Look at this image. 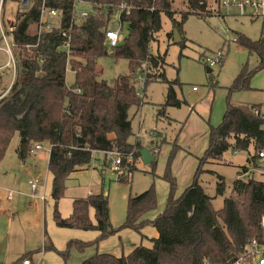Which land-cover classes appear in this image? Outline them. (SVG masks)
<instances>
[{
    "label": "trees",
    "instance_id": "obj_1",
    "mask_svg": "<svg viewBox=\"0 0 264 264\" xmlns=\"http://www.w3.org/2000/svg\"><path fill=\"white\" fill-rule=\"evenodd\" d=\"M84 1L90 6V15L76 19L68 49L66 39L57 32L44 34L38 47H28L37 40L40 0H32L29 8L17 11L12 21L4 22L6 28L11 25L16 28L13 53L17 70L8 94L0 99V161L15 135L19 137L16 153L22 161L31 155L30 150L36 144L50 145L48 169L53 176L55 224L59 228L99 233L93 242L80 243L81 249L98 247L120 229L111 224L108 198L103 194L75 200L72 215L63 218L57 206L68 181L91 167L95 152L103 153L106 159L109 152L121 153V167L127 166L129 156H140V143H129L133 135L129 111L142 103L133 84L138 76L142 74L145 83L159 81L169 85L160 114L167 107L180 108L184 104L177 98L174 86L177 82L168 81L165 73H160L165 55L150 52L151 43L162 28V16L166 15L181 34L189 16L207 17L212 13L210 0H182L187 11L179 13L180 20L173 9L175 0ZM214 3L219 5V0ZM47 4L62 11L63 27L68 30L74 13L71 0H48ZM121 5L130 7V14ZM115 15L119 16L121 29L125 25L130 37L110 46L106 31L112 29L110 23ZM168 38L172 40L173 33ZM234 42L245 47L250 55L256 54L261 61L258 69L263 67L264 32L257 41L237 33ZM108 55L128 61L130 67V74L117 77L113 87L101 79L98 69L99 59ZM68 67L75 77L71 87L65 78ZM251 75L244 69L233 87H248ZM7 88H0V96ZM258 108L228 106L221 125L211 129L209 147L199 160L193 183L179 198H175V179L170 173L165 175L170 197L164 212L149 221L158 233L157 238L151 239V247L140 244L121 257L98 254L82 264H229L247 254L253 241L264 248V179L256 180L253 176L248 180L237 179L220 210L213 207V198L199 184L205 166L224 162V154L231 149L249 154L242 176L260 171L264 178V166L260 168L258 164L262 162L258 153L264 149V117ZM119 181L126 182L128 178L120 176ZM225 192V180L217 175L216 197L225 196ZM156 207L154 187L129 197L122 228L140 230L147 224L140 222L141 218ZM91 210L95 213V223L90 217ZM44 249L67 257L65 251L56 250L48 239ZM32 256L33 253L27 252L12 264H22Z\"/></svg>",
    "mask_w": 264,
    "mask_h": 264
},
{
    "label": "rangeland",
    "instance_id": "obj_2",
    "mask_svg": "<svg viewBox=\"0 0 264 264\" xmlns=\"http://www.w3.org/2000/svg\"><path fill=\"white\" fill-rule=\"evenodd\" d=\"M18 1H6L5 22L14 19ZM214 1L209 2L212 10L209 16L191 15L185 21L180 34L183 45L174 42V39L169 40L168 34L173 33L174 27L166 15L162 16V28L151 43L152 54L165 55L160 73H165L168 81L177 82L174 85L177 98L184 104L180 108L167 107L164 114H160L166 103L169 85L159 81L145 83L141 79L142 74L133 82L142 103L129 111L133 128L129 143H140L141 148L150 153L157 149L158 152L152 154L153 162L145 164L140 156H132L130 161L127 160V166L113 171L105 155L95 152L91 167L74 174L67 183L64 197L58 205L62 216L71 213L75 200L103 194L108 198L111 224L120 230L101 241L98 247L79 248L80 243L96 240L97 233L55 225V207L47 167L50 145L41 144L42 150L28 155L23 162L16 153L19 137L15 135L4 159L0 161V263L12 264L26 252L42 250L38 255L39 264H82L98 254L121 257L128 255L133 245H140L141 242L149 245V239L156 233L149 221L164 212L170 197V184L165 175L170 173L175 179V198H179L193 183L199 160L209 147L211 129L221 125L229 105L259 107L264 117V65L258 69L261 62L258 56L250 55L245 47L234 42L237 33L253 41L260 39L264 32V8L257 17H253L251 11L241 16L234 8L223 7L224 0H219V5ZM85 9L90 12L89 7ZM173 9L178 12L176 18L180 20L179 13L187 11V5L182 0H175ZM110 26L119 31L121 42L130 37L125 25L121 29L116 15L111 19ZM219 51L224 53L225 60L221 65L210 68L209 72L205 59ZM5 59V54L0 51V64H4ZM98 69L101 79L110 87L114 86L117 77L130 74L128 61L111 55L99 59ZM244 69L252 73L248 87L236 89L233 87L235 80ZM65 78L67 85L73 86L75 77L69 67ZM1 82L3 85L6 83L3 79ZM250 152L254 154L253 150ZM248 158L247 152L235 153L231 149L224 154V162H210L205 166L206 172L200 176L199 184L213 198L216 210L222 209L237 179L248 180L252 176L256 180L264 179L260 171L242 176ZM108 159H115V156L108 155ZM258 164L260 168L263 166L260 161ZM217 175L225 180L226 192L222 197H216ZM120 176L127 177L128 181L120 182ZM35 178L40 179V184L36 193H32L27 182ZM151 187L156 191L157 207L141 218L140 222L147 224L140 230L122 228L127 217L129 197L138 196ZM8 190L18 194L11 204V211L4 213ZM91 218H94L93 214ZM45 233L58 250L66 252V258L56 251H43Z\"/></svg>",
    "mask_w": 264,
    "mask_h": 264
},
{
    "label": "built area",
    "instance_id": "obj_3",
    "mask_svg": "<svg viewBox=\"0 0 264 264\" xmlns=\"http://www.w3.org/2000/svg\"><path fill=\"white\" fill-rule=\"evenodd\" d=\"M7 0H0V51H2L7 61L4 66L1 67L7 68L12 72V82L9 88L0 96V99L6 96L14 83L16 70H17V62L13 53L14 41H13V33L15 32V26L11 25L6 28L4 22V11ZM48 0H40V6L38 11V30H37V40L33 45H29L28 47H38L42 42V36L46 33L57 32L60 36L66 39L67 43L65 47L68 49L70 47L71 41V31L74 28V23L76 19H85L89 17L90 13L88 10L82 9L83 5H87V2L84 0H71L73 4V16L71 18L70 30L65 29L63 27L64 23V15L61 10L49 7L47 4ZM32 3V0H19L18 10L19 12L24 11L29 8ZM223 7H231L234 8L238 15L245 16L249 11L253 17H257L259 12H261L264 8L263 0H224L222 1ZM121 9L126 11V14H130L131 8L126 5H121ZM16 11V12H17ZM121 13H119L120 15ZM119 18V16H118ZM106 37L110 46H116L120 41L119 31H115L113 29H109L106 31ZM224 61V53L222 51L217 52L212 57H207L205 59L208 67L213 68L215 66L221 65ZM43 147L41 144H36L31 150L30 154L35 155L36 152L41 150ZM158 152L157 149L154 150L156 154ZM109 156H115V159H108ZM259 158L261 159L264 166V149L258 153ZM132 159V156L127 158L128 161ZM123 162V155L118 152H109L107 153V163L113 171H119L121 169V165ZM38 180L30 181L31 188L35 193L37 187ZM13 192L8 191L7 200H13ZM1 210V208H0ZM22 264H32L30 260H24ZM209 264V263H208ZM229 264H264V248L260 247L256 241H253L250 245V251L241 256L239 259L231 262Z\"/></svg>",
    "mask_w": 264,
    "mask_h": 264
},
{
    "label": "crops",
    "instance_id": "obj_4",
    "mask_svg": "<svg viewBox=\"0 0 264 264\" xmlns=\"http://www.w3.org/2000/svg\"><path fill=\"white\" fill-rule=\"evenodd\" d=\"M86 7H90L88 4L87 5H83L82 6V9H84V10H87V9H85ZM6 61H7V58L5 59V62H4V64L6 63ZM4 64H0V77L3 79V81L4 82H6L4 85L2 84V82L0 83L1 85H0V88L3 86V87H8L9 88V86L11 85V82H12V72H11V70H9V69H7V68H3V69H1V67L2 66H4ZM209 69H208V71L210 72L211 70H210V67H208ZM5 79V80H4ZM7 88V89H8ZM142 149V148H141ZM42 150V149H41ZM40 151V150H39ZM37 153V152H36ZM151 154H155L154 152L153 153H151ZM49 156H50V153H49ZM139 159L140 160H142L141 159V156L139 157ZM153 160H154V157H153ZM48 161H49V158H48ZM143 161V160H142ZM23 162H25V161H23ZM153 162V161H152ZM47 167H48V162H47ZM48 172H49V176H50V185H51V194H52V181H53V176H52V174H51V172L49 171V169H48ZM81 172V171H80ZM32 180H38V183H37V187H36V191H37V188H38V185L40 184V179L39 178H35V179H30V180H28V186H30V188H31V185H30V181H32ZM47 180V179H46ZM8 191H11V192H13V200L12 201H8L7 200V198H5V201H6V204H5V208H4V213L6 212V211H11V204H12V202L14 201V198H15V196L18 194L17 192H15V191H13V190H8ZM8 191H7V193H8ZM36 191H35V193H36ZM31 192L32 193H34L33 192V190H32V188H31ZM6 196H7V194H6ZM90 196V195H89ZM51 197H52V195H51ZM53 200V199H52ZM53 202H54V200H53ZM60 203V202H59ZM74 203V202H73ZM59 205V204H58ZM1 207V206H0ZM54 207H55V202H54ZM57 209H58V206H57ZM72 212H73V204H72V210H71V213L69 214V215H67V216H62L63 218H69L71 215H72ZM2 213V208H1V210H0V214ZM60 213V212H59ZM61 214V213H60ZM91 214H93V217L95 216V213H94V210H91L90 211V217H91ZM92 219V218H91ZM53 221H54V216H53ZM92 221L95 223V217L92 219ZM55 223V222H54ZM56 225V224H55ZM57 226V225H56ZM58 227V226H57ZM64 229H66V228H64ZM156 231V230H155ZM96 232V231H95ZM97 233V237L99 236V233L98 232H96ZM45 236H46V238H45V240H44V243H43V251H45V252H47L48 250H45L44 249V246H45V242H47V239H48V242L50 243V244H52L53 246H54V244L50 241V239L47 237V235H46V233H45ZM158 237V233H157V231H156V233H155V236L154 237H152L151 239H153V238H157ZM151 239H149V241H150V244L149 245H144L142 242H141V244L143 245V246H145V247H151L152 246V243H151ZM135 246H138V245H133V248L135 247ZM55 247V246H54ZM56 248V247H55ZM56 250H58L57 248H56ZM133 250V249H132ZM131 250V251H132ZM41 251L42 250H37L36 252L34 251V252H31V253H33V256H32V259H30V261H31V263L32 264H39V260H38V255L41 253ZM58 251H61V250H58ZM57 252V251H56ZM27 253V252H26ZM25 254V253H24ZM23 254V255H24ZM20 258V257H19ZM19 258H17L15 261H17ZM15 261H13L12 263H14ZM35 261H36V263H35ZM4 264H6V263H4Z\"/></svg>",
    "mask_w": 264,
    "mask_h": 264
},
{
    "label": "water",
    "instance_id": "obj_5",
    "mask_svg": "<svg viewBox=\"0 0 264 264\" xmlns=\"http://www.w3.org/2000/svg\"><path fill=\"white\" fill-rule=\"evenodd\" d=\"M173 39H174V42H176V43H179L182 40L180 37V33L176 29H174V31H173ZM140 156H141V159L143 160V162L145 164L151 163L153 161L152 154L146 149L142 148L140 150Z\"/></svg>",
    "mask_w": 264,
    "mask_h": 264
}]
</instances>
